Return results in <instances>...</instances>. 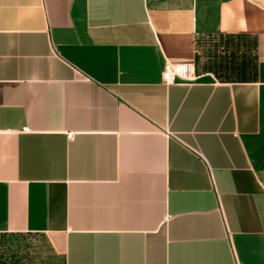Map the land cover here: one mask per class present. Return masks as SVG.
Wrapping results in <instances>:
<instances>
[{
  "label": "crops",
  "instance_id": "obj_1",
  "mask_svg": "<svg viewBox=\"0 0 264 264\" xmlns=\"http://www.w3.org/2000/svg\"><path fill=\"white\" fill-rule=\"evenodd\" d=\"M0 264H264V0H0Z\"/></svg>",
  "mask_w": 264,
  "mask_h": 264
},
{
  "label": "built area",
  "instance_id": "obj_2",
  "mask_svg": "<svg viewBox=\"0 0 264 264\" xmlns=\"http://www.w3.org/2000/svg\"><path fill=\"white\" fill-rule=\"evenodd\" d=\"M160 79L164 85H171L177 80L193 81L195 78L190 65H173L166 63L161 71ZM24 131L28 130L24 128Z\"/></svg>",
  "mask_w": 264,
  "mask_h": 264
}]
</instances>
